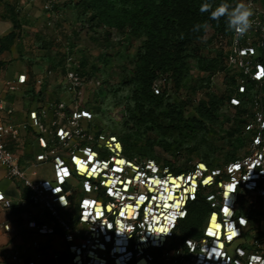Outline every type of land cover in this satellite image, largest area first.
<instances>
[{
    "label": "built area",
    "instance_id": "1",
    "mask_svg": "<svg viewBox=\"0 0 264 264\" xmlns=\"http://www.w3.org/2000/svg\"><path fill=\"white\" fill-rule=\"evenodd\" d=\"M250 3L252 28L243 37L230 31L224 51L226 67L237 76L236 92L244 94L250 84L256 89L252 123L243 127L242 153L235 160L216 167L197 161L177 172L175 165L125 156L117 135L94 129L86 102L100 82L82 73L68 48L62 51L63 71L47 68L32 85L37 93L49 79L61 94H41L34 109L23 110L21 124L10 121L13 108L0 98L7 117L0 119V167L6 180L23 188L17 205L26 229L60 235L66 259L53 253L55 264H264V61L258 60L264 58V0ZM44 8L50 12V2ZM26 85L27 77L19 75L6 83L5 93L15 95ZM239 105L237 95L229 99V106ZM112 117L120 121L121 109ZM22 134L37 147L23 151V159L7 146ZM45 164L50 180L38 179L35 171ZM198 199L209 213L196 238L181 239L178 224ZM12 206L0 191V207ZM30 247L36 251L32 260L11 247L4 263L41 264L38 241Z\"/></svg>",
    "mask_w": 264,
    "mask_h": 264
},
{
    "label": "trees",
    "instance_id": "2",
    "mask_svg": "<svg viewBox=\"0 0 264 264\" xmlns=\"http://www.w3.org/2000/svg\"><path fill=\"white\" fill-rule=\"evenodd\" d=\"M204 2L212 3L215 7L221 2L235 5L239 0L78 1L80 18L90 31L101 30L106 39L115 31L139 41L130 67L124 68L117 82L106 89L102 103L121 108V125L127 128L126 135L109 133L118 136L123 153L128 158L161 161L154 153V147H160L162 152L176 157L196 154L199 162L210 167L220 164L217 161V148L208 138L209 130L218 126L219 109L229 103L236 91L226 88L222 94L217 95L211 90L213 77L228 69L224 63V52L203 54L196 44L208 30L215 36L226 37L230 30L227 29L225 18L215 21L210 19L209 13L200 12V5ZM11 17L14 29L0 38V54L9 52L21 39L18 21ZM204 22L210 25L207 31H192L194 25ZM60 56L62 59V52ZM258 60L264 61V58L259 56ZM55 64L50 66L54 67ZM1 65L3 63L0 62ZM58 68L63 71L62 61L54 69ZM81 71L84 73L82 67ZM193 73L198 75L194 76ZM160 78L164 84L171 85L172 93H167L164 88L157 89L156 82ZM230 84L234 86L233 78L230 79ZM185 85L191 95L200 93L201 98L181 99L178 92ZM253 91L256 89L250 84L246 92L238 97L240 105L234 107L236 117L220 139L228 147L227 151L221 153L224 162L239 157L238 149L243 143L244 127L241 118L249 114L247 106L249 95ZM261 91L264 103V87ZM25 93L29 94L31 101L35 97L33 103L39 102L41 93H35L33 88ZM86 104L88 106V101ZM88 109L93 116L105 117L107 112L102 107L96 108L95 113L89 106ZM101 131L104 128H99V132ZM218 152L222 150L219 149ZM182 170L178 167L176 169L177 172ZM208 213V205L204 200L198 199L191 203L187 217L178 224L177 236L181 239L196 238Z\"/></svg>",
    "mask_w": 264,
    "mask_h": 264
},
{
    "label": "rangeland",
    "instance_id": "3",
    "mask_svg": "<svg viewBox=\"0 0 264 264\" xmlns=\"http://www.w3.org/2000/svg\"><path fill=\"white\" fill-rule=\"evenodd\" d=\"M79 0H0L5 8L12 7L10 16H13L19 24V31L21 35V44L23 45V62L27 66H31L30 61H33L35 65L40 69V73L45 69L51 67L56 68L62 61L61 52L66 48L71 50V53L75 59L80 63L85 75L92 76L99 80L100 86L95 89L93 95H87L88 106L95 113V109L102 107L107 109L105 117L94 116V129L99 131V128H104L105 132H112L115 134L126 135V129L121 125V121H115L112 114L115 113L120 107H110L106 104H102L104 96L106 95V89L117 82L121 71L130 67V61L133 58L136 48L139 45V41L128 38L124 34L112 31L110 38L106 39L105 34L101 30L90 31L85 24L82 23L80 18L81 9L78 7ZM46 2H50L52 9L50 12L44 8ZM1 5V6H2ZM59 13L61 15L57 18ZM226 36H215L211 30H208L203 38L196 44L201 49L203 54L215 55L218 51H225L227 47ZM50 60V61H49ZM55 61V66L52 65V61ZM194 76L198 74L193 73ZM234 79V86L229 85L230 79ZM236 79L237 76L231 70L227 69L225 73L217 74L212 79L211 90L219 95L228 88V90L236 91ZM163 79H159L157 84L158 88H164L167 93L170 91L171 85L169 83L164 84ZM33 85V80L31 81ZM36 88V87H34ZM187 85L178 92V96L181 99H198L201 98V94L196 96L190 94V90L187 89ZM56 84L49 79H43L42 85L38 87L39 93L43 96L47 95L53 98L55 94H61V91H55ZM255 91L249 95L248 112L241 118L244 126L252 123L250 115L251 101ZM238 97L241 94L235 92ZM28 105H31L34 100L31 101L29 94L24 95ZM23 100V96L20 98ZM31 102V103H30ZM27 107L24 109L26 112L28 109H34ZM236 117V109L229 106V103H225L218 112V126L209 130L208 138L213 141L216 146L217 161L224 163V157L221 153L228 150V147L220 140L224 137L225 132L232 126L233 120ZM228 119L229 121H226ZM23 120H25V114L23 113ZM243 139V138H242ZM10 143V141L8 142ZM19 140L15 143L18 144ZM23 148L27 153H34L37 151L34 138H28L23 141ZM222 152H218V150ZM154 153L158 160L164 161L168 164L175 165L180 169L186 170L193 163L198 161L196 154H191L187 157H181L179 155L174 156L171 153L162 152L160 147H154ZM242 151H238L241 154ZM179 156V157H178ZM176 158V160H175ZM38 179L50 180L51 167L48 164L41 165L35 169ZM64 259H66V255ZM63 259V260H64Z\"/></svg>",
    "mask_w": 264,
    "mask_h": 264
},
{
    "label": "crops",
    "instance_id": "4",
    "mask_svg": "<svg viewBox=\"0 0 264 264\" xmlns=\"http://www.w3.org/2000/svg\"><path fill=\"white\" fill-rule=\"evenodd\" d=\"M1 5L2 4H0V38L14 29L12 17L10 16L12 7L5 8ZM60 15L61 13L55 17L58 18ZM21 42L23 41L20 39L10 48L9 52L0 54V62L3 63V65L0 66V98L6 101L7 107L13 108V115L10 121L17 125L23 122V110L33 105V102L31 105H28V102L25 100L26 98H24V93L33 88L31 81L40 74V69L33 61L29 60L31 63L30 67L23 62V45ZM51 61L52 64L55 63V61ZM19 75H25L27 77V85L24 90L22 89L20 93L15 95L6 94V83L15 80ZM33 89L36 90L35 88ZM22 96L23 100H20ZM0 119L7 121L6 115L2 112H0ZM18 140V144L15 145L10 142L7 143V146L23 159V151L26 152L25 148H23V134ZM0 191L13 203V206L9 210H3L0 207V264H5L3 254L11 247L19 250L22 257L24 253V259L26 261L32 260L36 252L30 247V242L33 240L38 241L40 245L39 251L43 255L41 264H55L52 259V254L56 252L61 253L60 260H63L64 255L62 253L64 243L58 232L51 236H39L26 229L23 209L17 205L20 199L23 198V188L18 182L6 180L2 167H0ZM4 225L9 226L8 231L3 229Z\"/></svg>",
    "mask_w": 264,
    "mask_h": 264
},
{
    "label": "clouds",
    "instance_id": "5",
    "mask_svg": "<svg viewBox=\"0 0 264 264\" xmlns=\"http://www.w3.org/2000/svg\"><path fill=\"white\" fill-rule=\"evenodd\" d=\"M201 13H209L210 19L219 21L225 18L227 29L232 31L237 37L245 36L253 25L254 11L250 0H239L235 5L227 2H221L213 6L212 3L204 2L200 5ZM210 25L207 22L198 23L193 26V32H199L201 29L207 31Z\"/></svg>",
    "mask_w": 264,
    "mask_h": 264
}]
</instances>
